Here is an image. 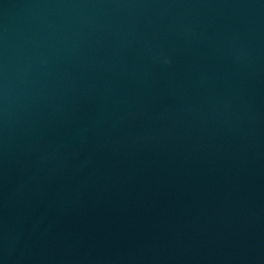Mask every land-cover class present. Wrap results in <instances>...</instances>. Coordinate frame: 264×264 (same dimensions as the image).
<instances>
[{
  "label": "water",
  "instance_id": "obj_1",
  "mask_svg": "<svg viewBox=\"0 0 264 264\" xmlns=\"http://www.w3.org/2000/svg\"><path fill=\"white\" fill-rule=\"evenodd\" d=\"M0 264H264V0H0Z\"/></svg>",
  "mask_w": 264,
  "mask_h": 264
}]
</instances>
